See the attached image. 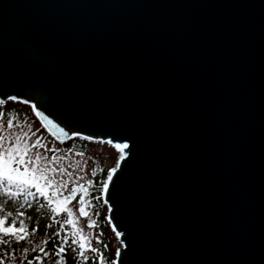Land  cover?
I'll list each match as a JSON object with an SVG mask.
<instances>
[{
	"label": "water",
	"instance_id": "obj_1",
	"mask_svg": "<svg viewBox=\"0 0 264 264\" xmlns=\"http://www.w3.org/2000/svg\"><path fill=\"white\" fill-rule=\"evenodd\" d=\"M0 101L128 146L114 264H264V0H0Z\"/></svg>",
	"mask_w": 264,
	"mask_h": 264
},
{
	"label": "snow or ice",
	"instance_id": "obj_2",
	"mask_svg": "<svg viewBox=\"0 0 264 264\" xmlns=\"http://www.w3.org/2000/svg\"><path fill=\"white\" fill-rule=\"evenodd\" d=\"M3 103V101H0V104ZM4 115L3 112H0V120L4 118ZM44 119L47 118L45 117ZM47 123L52 128H56V125L51 120H48ZM4 127V124L0 123V246L7 247L13 243L19 244L21 242H27L29 245H32L31 252L38 254L32 258H28L29 248H23L22 253L26 264H44V259L49 255L45 247L34 244L30 239L31 236L36 235L38 225L29 231V227L25 223V211L17 210L13 212L8 210V201L24 195L27 190V196H24L22 201L17 202L20 209H23L25 205L27 208H32V201L28 197L35 198L38 193L39 197H42L44 200V202H38L36 204V209L39 213L47 211L54 214V216L67 213L68 218L63 223L54 221L55 223L61 224L60 230L55 233V236L61 239V243L55 252V255L59 257L56 260V264H67V261L64 259V254H66L65 246L69 245V240H71V245L76 246L72 248L73 252H76L77 248L79 249L77 255L81 258L83 264H88L89 257L85 253L89 251L96 253L100 264H103V255L98 249L92 246L91 238L89 235L84 234L83 228L76 227V220L74 219L75 213L67 207L68 204L77 199L79 194V200L77 201L79 207L77 211L81 217H89V212L86 210L91 206V202L87 200L89 188L84 184L78 183L84 177L80 176L75 180L63 179L64 176L71 177L72 173L67 172L64 168L51 166L53 163H58V160L63 159V157L52 158L39 151L40 148H44L48 152H54L56 151L55 149L43 144L40 138L35 139L31 143H27L26 139H31L27 132L23 135H15L14 138H9L6 143L5 137L2 134ZM13 127V119L9 118L7 120V129H12ZM59 132L66 137L73 135L65 132L62 128L59 129ZM75 135L79 136V134ZM79 138L84 140L89 139L88 136H80ZM115 147L122 152L128 146L126 144H117ZM34 149L36 151H33ZM77 155H83V153H77ZM115 172V168L109 171L107 179L102 185V193L106 194L108 192L109 182L112 181ZM57 177H60V179H57ZM70 184L73 186L69 189ZM91 184L92 182L88 181V185ZM13 189H17L18 191H14ZM65 193L67 194L65 195ZM100 198L96 197V199ZM54 216L52 217L53 219ZM26 219L31 220V217H26ZM9 220H11L10 223ZM17 224L19 225L18 227ZM65 225H71L73 231L70 235L66 233L65 236L61 237V232L64 231ZM46 227L51 228L52 224H48ZM87 227H96V221L92 220L87 224ZM96 242L100 243L98 238ZM48 243V240L42 241V244L45 246ZM3 255L8 256V253L5 252ZM0 264H5V260L0 259Z\"/></svg>",
	"mask_w": 264,
	"mask_h": 264
},
{
	"label": "rangeland",
	"instance_id": "obj_3",
	"mask_svg": "<svg viewBox=\"0 0 264 264\" xmlns=\"http://www.w3.org/2000/svg\"><path fill=\"white\" fill-rule=\"evenodd\" d=\"M8 102H13V101H8ZM16 103V102H13ZM34 115V114H33ZM35 116H29L27 115L24 119V122L21 125H16L12 129H7V123L4 120H0V123L4 124V131L3 135L5 137V142L7 143V140L9 138H14L15 135H23L25 132L28 133V136L31 139H26L27 143H31L37 138H40L42 135L44 128L41 125V123L38 121V119ZM35 133V135H33ZM80 141L87 142L90 145V148L83 153V155H77V153H70L67 155H62V154H55L52 155L51 153L49 154L48 151H46L44 148H40L39 151L42 152L44 155L52 158H59L63 157V159H59L58 163H53L51 166L52 167H60L64 168L67 170V172H71L72 176H64L63 179H73L75 180L77 177L83 176V180H79L78 183H85L87 180L91 178V170L92 166L96 162H103L104 166L110 171L111 169L115 168L119 158H120V152L117 151L112 145L106 143V142H94V141H89V140H84L77 138ZM43 144L47 145L48 147L57 150L60 146L58 141H48V140H42L41 141ZM33 151H36L34 149ZM57 179H60V177H57ZM72 184L69 185V189L71 188ZM14 191H18L17 189H13ZM34 191V190H33ZM51 192V190H49ZM24 196H27V190L25 191L24 195L18 196L14 198V200H9L8 201V210L16 212L17 210L20 211H25L26 217H31V220L26 219L25 217V223L29 227V231H31L32 228L37 227L38 225V230L41 228H44L41 223L38 221V219L35 217V213L37 212L36 209V204L38 203V198L39 195L38 193L36 194V197H28L29 200L32 201L33 207L32 208H27L25 207L23 209H20L18 207V201H22L24 199ZM68 208L72 209L75 213L74 219L76 220V227L77 228H83L84 234L89 235L91 238V243L92 246L98 249L100 252L102 242L103 240H106L108 243V249L109 251H116L117 248L119 247V243L117 241V237L115 232L110 231L105 229L104 236L100 235L97 232V228H88L87 224L94 220V213L90 212L89 217H81L77 211L78 206L76 203L71 204L68 206ZM67 213L62 214V223L64 220H66ZM11 220H9V223ZM7 226V224H6ZM19 225L17 224V227ZM71 229L73 230L72 226L69 225ZM97 238L99 239L100 243H97ZM30 239L33 241L34 244L36 245H41L43 238L39 236L38 231L35 236H31ZM0 247H5V246H0ZM9 247L10 251H12V258L16 261H22L24 260V256L22 253V249L25 247L29 248V253L28 256L32 253L31 252V247L32 245H29L27 242H21L19 244L13 243ZM96 253L93 252H86L85 255L88 257H94ZM44 264H52L51 260L48 258L44 259Z\"/></svg>",
	"mask_w": 264,
	"mask_h": 264
},
{
	"label": "trees",
	"instance_id": "obj_4",
	"mask_svg": "<svg viewBox=\"0 0 264 264\" xmlns=\"http://www.w3.org/2000/svg\"><path fill=\"white\" fill-rule=\"evenodd\" d=\"M0 112H3L4 120L7 123V120L9 118L13 119L14 126L21 125L24 122V119L27 115L34 116L31 110V107L27 104H22L19 102L13 103V102H7L3 105L0 104ZM35 118V117H34ZM41 141L42 140H48V141H55L49 134L46 133V131H43L42 135L40 136ZM60 146L59 148L54 152H49L52 155L55 154H62L67 155L70 153H85L89 148L90 145L87 142L80 141L77 138H71L64 142H59ZM109 170L104 166L103 162H96L92 166L91 170V178L87 180L84 184L86 187L89 188V196L87 197V200L91 202V206L88 207L86 210L90 213L93 212L95 217L94 220L96 221V228L97 232L104 236L105 229L110 230L109 223L106 220L107 218V206L103 202L102 198V185L105 181V178L108 174ZM88 181H91L92 184L88 185ZM73 186V185H72ZM71 186V187H72ZM67 193H65L66 195ZM96 197H101L100 199H96ZM79 200V194L77 196V199L72 201L70 204L67 205L70 206L73 203H76L79 207L77 201ZM44 202V200L42 201ZM48 215L51 217L54 216V214L45 211ZM62 214L59 216H54V219L52 218L51 224L55 223L54 221H60L62 222ZM73 230L69 225L64 226V231L61 232V237L65 236V234H71ZM38 234L40 237L43 238V240H48L49 243L45 246L41 243L40 246H43L46 248L48 255V259L51 260L52 264H56V260L59 259L55 255L56 249L61 243L60 237L56 241H52L50 239L49 233L47 228H41L38 230ZM71 241V240H69ZM7 252L8 256H4L3 253ZM100 253L103 255L104 260L103 264H113V261L115 259V251H109L108 249V243L106 240H103L102 246L100 249ZM38 253H31L28 258H32L33 256L37 255ZM0 259L5 260V264H26L25 259L22 261H16L12 258V251H10L9 247H0ZM64 259L67 261V264H83L81 258L78 257L77 253L73 256H68L67 254H64ZM88 264H100L99 258L97 254L94 255V257H89Z\"/></svg>",
	"mask_w": 264,
	"mask_h": 264
},
{
	"label": "built area",
	"instance_id": "obj_5",
	"mask_svg": "<svg viewBox=\"0 0 264 264\" xmlns=\"http://www.w3.org/2000/svg\"><path fill=\"white\" fill-rule=\"evenodd\" d=\"M35 217L38 219V221L42 224V225H46L49 221L50 218L47 217L44 212L43 213H39L38 211L35 213ZM61 225H55L50 229V236L52 238V240H56L58 237L55 236V233L57 231L60 230ZM76 246L71 245V242L69 243L68 246H66V254L68 256H73L76 252L72 251V248H75ZM78 250V248L76 249V251Z\"/></svg>",
	"mask_w": 264,
	"mask_h": 264
}]
</instances>
